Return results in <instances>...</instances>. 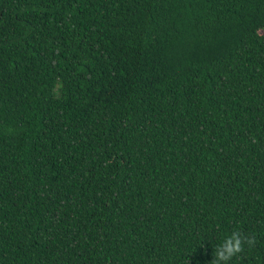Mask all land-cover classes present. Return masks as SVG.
<instances>
[{
	"label": "trees",
	"instance_id": "obj_1",
	"mask_svg": "<svg viewBox=\"0 0 264 264\" xmlns=\"http://www.w3.org/2000/svg\"><path fill=\"white\" fill-rule=\"evenodd\" d=\"M264 264V0H0V264Z\"/></svg>",
	"mask_w": 264,
	"mask_h": 264
},
{
	"label": "clouds",
	"instance_id": "obj_2",
	"mask_svg": "<svg viewBox=\"0 0 264 264\" xmlns=\"http://www.w3.org/2000/svg\"><path fill=\"white\" fill-rule=\"evenodd\" d=\"M250 247L255 245V237L246 236L239 231H233L231 235L227 236L222 244L215 247L214 260L211 264H228V262L244 251V245Z\"/></svg>",
	"mask_w": 264,
	"mask_h": 264
}]
</instances>
